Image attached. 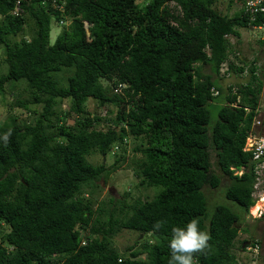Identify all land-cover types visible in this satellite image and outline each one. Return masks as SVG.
<instances>
[{"label":"trees","instance_id":"16d2710c","mask_svg":"<svg viewBox=\"0 0 264 264\" xmlns=\"http://www.w3.org/2000/svg\"><path fill=\"white\" fill-rule=\"evenodd\" d=\"M17 1L0 0L7 66L0 92L25 81L27 99L9 107L32 118L9 116L0 126V264H168L172 228H186L193 219L210 237L209 247L193 254L194 264H240L231 250L241 216L221 205L209 213L202 189L221 182L214 152L216 168L229 180L225 198L244 213L254 206L255 162L244 147L262 81L255 63L249 82L225 94L213 77L232 53L228 37L264 25V16L250 23L242 10L223 15L215 8L218 0H57L58 10L42 0ZM15 8L18 15L11 14ZM52 21L66 22L53 43ZM204 66L211 74L201 72ZM63 72L69 73L66 85L57 77ZM118 84L128 85L123 95L112 91ZM219 97L223 102L211 123L207 105ZM89 99L112 105L114 115L88 112ZM65 100L68 111L61 109ZM124 137L143 141L134 149L138 185L161 190L131 205L119 200L115 218L116 209L106 210L105 202L84 193L122 167L126 150L113 154L111 167L92 165L87 157L125 149ZM122 230L143 235L139 247L114 248L112 238ZM81 236L88 238L86 246Z\"/></svg>","mask_w":264,"mask_h":264},{"label":"rangeland","instance_id":"374dc122","mask_svg":"<svg viewBox=\"0 0 264 264\" xmlns=\"http://www.w3.org/2000/svg\"><path fill=\"white\" fill-rule=\"evenodd\" d=\"M215 8L218 12L223 15L232 16L235 13L240 12L241 6L237 2L231 3V0H218ZM240 33V38L228 37L231 44L232 53L229 55L227 62L222 66L219 76L213 77L218 85L223 89V92H227L228 87H233L234 89L238 86L247 84L250 80L249 67L252 63L257 67V75L259 80L262 81V89L259 94V116L256 120L264 117V43L261 44V41L264 42L261 38L263 35L253 29L240 28L238 29ZM61 32V25L51 22V32H50V42L53 43L58 34ZM3 54L0 50V73L7 72V66L2 62ZM236 68H243V73L231 72L229 66ZM201 72L203 74H211V70L208 66L201 67ZM69 75L68 72L60 73L57 77L61 80L62 85H66L65 78ZM25 84L26 82L21 80L18 82H10L5 86L4 92H0V126L4 123L9 122L10 117H16L19 121H29L30 116L25 110L18 107H13L10 110V103L14 102L17 98L19 100L27 99V94L25 93ZM102 84L107 87V83L102 81ZM109 87V86H108ZM66 107H69V100L63 101ZM222 98L219 97L207 105V108L210 112L211 123H214L217 120V113L222 105ZM61 109L62 106H61ZM86 109L88 112L93 113L94 115H114L112 112L114 107L108 105L105 107H100L97 102L93 99H89L86 103ZM37 112L41 111V106H35ZM15 115V116H13ZM72 119H74L72 117ZM255 120V121H256ZM69 122L72 125L73 121L69 118ZM252 131L256 135H264V126L257 127L254 126ZM141 139L133 140L129 138V143L127 149H119L117 155L123 154L125 152L126 160L122 164V167L110 174V176L104 180H101L92 193L90 190L85 191V197L92 198L97 202H105V209H116L115 218L120 216V207L117 202L120 200H125L128 205H131L137 199L144 200L146 198L150 199L156 195L161 188H142L138 185L139 181L135 178L133 170V160H137L139 155L134 152L135 148H140L142 146ZM116 157L113 154H108L105 158L98 154H91L87 157V161L92 165H98L104 163L106 167H111L114 164ZM211 162L213 169L217 175L220 176L221 182L218 188L211 189L209 187H204L202 189L205 199L207 202V210L209 213H212L216 206H226L232 211L236 212L241 216V219L237 225L238 236L234 242V246L231 252L237 257L240 264H261V256L264 255V220L261 217L256 215V212L253 213L254 205L248 211L244 213L240 207L233 201L227 200L225 198V191L229 185V180L227 177L222 175V173L216 168L215 162L216 157L215 153L211 152ZM241 172H236L240 174ZM125 192H128L129 195L125 196ZM114 200V204L110 205V200ZM259 205V204H257ZM109 216V215H108ZM106 220V217L102 218ZM138 233L131 230H122L117 233L112 238V246L118 251L122 252L124 249L130 246L139 247V243L143 240V235L139 236ZM248 242L246 246L243 247V244ZM257 242L260 247L259 255L256 257H250L248 255V249ZM144 258V256L142 257Z\"/></svg>","mask_w":264,"mask_h":264},{"label":"built area","instance_id":"2783aa9c","mask_svg":"<svg viewBox=\"0 0 264 264\" xmlns=\"http://www.w3.org/2000/svg\"><path fill=\"white\" fill-rule=\"evenodd\" d=\"M24 1H28V0H18L17 3L24 2ZM44 2L46 3L48 2L50 6L52 7V9L54 10H58L62 8V5L59 6L57 4V0H42V3ZM239 4L241 6L243 15L250 23L255 22L257 17L264 16V0H239ZM16 9L17 8H15L14 11L11 12L12 15H16V14L18 15ZM60 24L65 25L66 22H60ZM252 29L260 32L263 35L261 39L264 40V25L254 26L252 27ZM127 87L128 85L126 84H118L113 87L112 91L116 95H123ZM233 92L235 91L233 90ZM211 94L213 96H217L218 91L215 88H212ZM61 106L63 108L62 110H65V111L69 110V107H66L64 102L62 103ZM105 115H100V116L105 117ZM259 115L260 113L258 112L257 116ZM254 126H257V127L264 126V117H262L259 120L254 121L252 128H254ZM128 143H129V137H124L122 146H124L125 149H127ZM119 149H120L119 146H114V148L112 149V154H115V152H117ZM244 151L249 152L251 154L252 161L255 162L254 173L256 176V182L253 187L252 198L255 201L254 205L259 204V208L257 209L256 215H258V217H261V215L264 213V135L258 136L254 134L253 131H251L248 135L246 145L244 147ZM239 172L242 173V170ZM87 243H88V238L81 236L80 245L86 246ZM259 250H260L259 245L257 243H254L248 249L249 251L248 255L250 257H256L259 255Z\"/></svg>","mask_w":264,"mask_h":264},{"label":"clouds","instance_id":"9594fccd","mask_svg":"<svg viewBox=\"0 0 264 264\" xmlns=\"http://www.w3.org/2000/svg\"><path fill=\"white\" fill-rule=\"evenodd\" d=\"M26 112L30 116V121L32 118L31 113L28 111ZM24 121L25 120H23V122ZM10 136L11 131L7 132L3 136L5 144H7ZM155 227L159 228L160 225L157 224ZM209 239L210 237L206 232H201L198 230V222L195 219L189 221L186 225V228L173 227L172 238L170 240L171 259L169 260L168 264H194L193 254L197 252H203L206 248H208L209 245L207 241Z\"/></svg>","mask_w":264,"mask_h":264},{"label":"bare ground","instance_id":"6f19581e","mask_svg":"<svg viewBox=\"0 0 264 264\" xmlns=\"http://www.w3.org/2000/svg\"><path fill=\"white\" fill-rule=\"evenodd\" d=\"M259 208V205H256L254 208H253V213H255L257 211V209Z\"/></svg>","mask_w":264,"mask_h":264},{"label":"water","instance_id":"95a60500","mask_svg":"<svg viewBox=\"0 0 264 264\" xmlns=\"http://www.w3.org/2000/svg\"><path fill=\"white\" fill-rule=\"evenodd\" d=\"M247 244H248V242H245V243L243 244V247L246 246Z\"/></svg>","mask_w":264,"mask_h":264}]
</instances>
